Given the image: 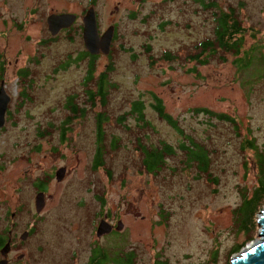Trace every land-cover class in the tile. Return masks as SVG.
Returning a JSON list of instances; mask_svg holds the SVG:
<instances>
[{"label": "rangeland", "instance_id": "374dc122", "mask_svg": "<svg viewBox=\"0 0 264 264\" xmlns=\"http://www.w3.org/2000/svg\"><path fill=\"white\" fill-rule=\"evenodd\" d=\"M203 1L0 0V84L5 79L11 98L8 125L0 134V201L7 196L15 210L24 205L17 231L37 230L28 248L33 264L37 242L44 249L40 264H70L80 253L74 264H86L97 243L108 257L101 264L114 263L121 248L135 253L133 264H232L247 245L263 240L258 221L264 202L248 234L239 233L248 216L238 220L235 211L258 187L257 153L264 155V0ZM91 7L100 34L114 26L115 36L110 54L94 61L93 83H85L91 60L80 59L86 52L83 17ZM232 8L244 29L242 53L215 46L214 54L195 59L201 53L197 46L215 39L217 16ZM52 12L78 16L56 40L47 25ZM248 52L252 57L245 60ZM103 73L115 87L105 107H93L87 92ZM71 96L83 117L67 110ZM155 98L183 135L158 115ZM135 101L144 104L141 121L130 114ZM100 113L106 117L104 164L93 170ZM212 113L233 118L237 127ZM39 128L49 135L36 137ZM189 140L210 149L217 183L195 166L186 168L182 154L168 158L156 175L144 169L140 143L178 148ZM245 141H253L257 152L243 149ZM61 167L68 169L66 183L55 187L50 180L53 198L36 214L31 183ZM15 182H25L24 201L11 196ZM105 216L115 225L121 219L125 227L98 239ZM250 234L253 239L235 252Z\"/></svg>", "mask_w": 264, "mask_h": 264}, {"label": "trees", "instance_id": "16d2710c", "mask_svg": "<svg viewBox=\"0 0 264 264\" xmlns=\"http://www.w3.org/2000/svg\"><path fill=\"white\" fill-rule=\"evenodd\" d=\"M202 2H204L202 0ZM211 6H214V4H211ZM234 9L232 8L229 13H222L217 16V26L215 30V39L214 40H208L203 43H201L199 46H197L198 49L201 50V53L195 57V59L200 58L204 56L205 54L211 55L214 54L215 46L218 49L225 50L229 53H234L236 56H239L242 53L244 44H243V34L244 29L240 26L239 21L237 19L236 14H234ZM85 57H88L90 61V70L88 73V76L85 78V83H93V77L95 74L94 61L98 58L97 56H92L88 54V52H85ZM246 59L250 60L252 57V54L248 52L246 54ZM84 57H80L82 59ZM165 58L167 60H170L171 57L169 54L165 55ZM264 59V58H263ZM244 60V61H245ZM243 62V61H242ZM202 63H205L202 61ZM244 69L249 68L247 66H243ZM108 87V88H106ZM115 87L114 84L111 83V81L107 77V73H103L99 78H97L95 82V88L88 90L87 97H88V103L96 107L98 106H106L107 96L109 93L110 88ZM97 98V99H96ZM98 102V103H97ZM66 108L70 111L71 114L79 115L80 117L84 116V109H81L80 111L78 108V105L76 104L75 97L71 96L68 98L66 102ZM153 108L157 111L158 115L170 123L173 127L177 128L178 131L183 135V130L179 129L177 127V123L173 118L165 112L164 106L159 98H155V104H153ZM130 114L137 115L138 119L141 121L144 118V104L142 101H135L133 103L132 110ZM213 114V113H212ZM216 118L223 119L224 121L233 123L236 127L237 124L233 118H230L226 115H217L213 114ZM75 117V116H74ZM73 117V118H74ZM123 119V117L121 118ZM67 123H69L71 120H66ZM106 121V117L103 113L98 114L97 117V145H98V151L96 154L95 162L93 163V170H97L101 166H103V157H104V147L102 145L103 141V131H102V124ZM121 121V120H120ZM63 130V129H62ZM65 140V139H64ZM63 140V141H64ZM118 139H114L112 143V148L115 149L117 146ZM203 150H202V148ZM250 148L254 149L257 152V146L254 145L253 141H245L243 144V149ZM198 149V150H196ZM138 151L142 155V163L144 169L149 174H158L160 171H163V169L166 167V163L168 158L176 156L177 154H182L185 156V165L186 168L195 166L198 171L204 174H208L209 180L211 182L217 183V178H211V154L210 149L206 147L205 144L196 142L194 140H189L188 143L182 142L178 148L175 146L162 142L161 146H147L140 143ZM258 154V168H259V183L258 187L255 189L253 195L251 198H248L247 195L244 196V202L243 204L235 211L238 220L242 219L245 216H248V222L244 223L239 233H246L248 234V230H250V223L252 221L253 227L255 226L254 222V216L256 212L259 210V208L262 206V203L264 202V155L260 152ZM260 201V203L257 205L256 201ZM103 204H105L103 202ZM252 227V230H253ZM242 244L238 245L237 250L235 252L241 251V249L248 244L249 241L253 239V236L250 234L246 238ZM104 258L108 259L106 251L104 252ZM135 259V253L133 251H126L124 248H121L119 251V254L115 256L114 263L112 264H133ZM108 262V261H107ZM161 264H167L166 262H160ZM159 263V264H160Z\"/></svg>", "mask_w": 264, "mask_h": 264}, {"label": "flooded vegetation", "instance_id": "af4514ba", "mask_svg": "<svg viewBox=\"0 0 264 264\" xmlns=\"http://www.w3.org/2000/svg\"><path fill=\"white\" fill-rule=\"evenodd\" d=\"M52 14L59 15V14H70V13L52 12L50 15H52ZM77 20H78V16H77ZM66 30H68V29L61 30L59 32V34L66 31ZM57 36H52L54 38L52 40H56ZM86 52H87V50H86ZM81 56L84 58H88V57H85L84 55H81ZM62 66H60V67H62ZM4 67L6 69V58H5V62H4ZM23 70L28 71V69H21L19 72H21ZM2 85H4V88H5V79L3 81H1L0 89H1ZM9 110H10V103L8 105V109H7V112L5 115V125L2 129H0V134H1L2 130L6 129V126L8 125L7 118H8V111ZM13 117H14V115H13ZM16 117L17 116L15 115V119H16ZM15 122H16L15 120L11 121L12 124ZM63 123L67 124V121H64ZM50 126L52 127V124H50ZM49 133L50 132L42 131L39 128L38 131H36V137L38 135V137L42 138L45 134L49 135ZM59 138L63 142V140L66 138V131L65 130L59 131ZM54 150H56V148H54ZM38 151H40V146H37V144H35L34 145V153H37ZM36 168H37V165H35V169ZM62 168L66 169V176H67L68 169L66 167H61L60 169H62ZM60 169H58V170L53 169L50 176L47 172H45L44 173L45 177L39 176L36 179V182L31 183V185H30L31 186V196L35 199V209H36V201H37V195L38 194H44L45 195V207L47 206L48 201L53 198V194L52 193L50 194V192H49V185L51 183L50 180L52 178H54L56 180V183L58 184V185L57 184L54 185L55 187L61 186V185L66 183L65 182L66 176L62 181L57 180V172ZM15 183L18 186L15 189L13 188V194L11 196L15 198L17 195L18 199L21 197V200L24 201L25 194H26L25 182H15ZM2 189H3V187L1 184L0 185V198L3 196V195H1V193L3 191ZM9 204L10 203L7 202V196H5L4 202L0 201V212L4 210L2 216H0V227L3 228V229H0V264H33L34 259H32V252L30 250H28V248L30 246L31 241L36 237L35 235H36L37 230L32 228L30 230L17 231V225H19L18 220L20 219V217H22L23 213L25 212L24 211L25 207L23 204H21V206L18 205L17 209L15 210V209H11ZM45 207H44V209H45ZM36 214H37V210H36ZM38 218L39 217H37V220H38ZM103 219H106V216ZM120 220L121 219H119L118 221H120ZM107 221L109 223H111V225H113V227H114L112 233L118 232L115 229L116 225L113 223L115 220H107ZM120 232H118V233H120ZM25 233H28L29 236L26 240H23L22 236ZM112 233H110V234H112ZM105 236H108V235H105ZM105 236H103L101 238H104ZM101 238H98V239H101ZM8 243H10L9 250H8L6 255H3V249L6 247V245ZM91 246L92 245H90V247ZM43 250L44 249H43L42 245L39 242H37V249H36V251H37V264H40V262H41L42 256L44 254ZM81 252H82V250H81ZM96 252H98V259L97 260L95 258ZM104 252H105V249L103 247H101L99 245V243H97L96 246L94 245V247L91 249V254H90L88 262L86 264H101V261L104 258ZM34 255H35V253H34ZM34 255H33V258H34ZM80 255H81V253L78 254V256L75 258V260H73V262H71V263L74 264L77 260H79ZM67 261H68V259H67ZM77 264H80V263H77Z\"/></svg>", "mask_w": 264, "mask_h": 264}, {"label": "water", "instance_id": "95a60500", "mask_svg": "<svg viewBox=\"0 0 264 264\" xmlns=\"http://www.w3.org/2000/svg\"><path fill=\"white\" fill-rule=\"evenodd\" d=\"M77 22V15L75 14H52L47 18L48 30L52 36H57L61 30L71 28ZM115 36V27L111 26L102 35L99 31V23L95 7H91L86 15L83 17V41L87 52L92 56H98L101 53L109 55L111 52L112 42ZM11 101L10 96L6 93L4 85L0 89V129L5 125V115L8 105ZM66 176V169L62 168L57 172V180L62 181ZM45 207V195L38 194L36 201L37 214H40ZM258 224L262 229L261 237L263 240L256 246L252 243L247 245L245 251L234 261L232 264H264V211L262 217L259 219ZM125 225L122 220L116 224V231L120 232L124 229ZM113 225L106 219L100 220L96 236L101 238L109 235L113 231ZM29 234L25 233L22 236L23 240L28 238ZM10 247V243L3 249V255H6Z\"/></svg>", "mask_w": 264, "mask_h": 264}, {"label": "bare ground", "instance_id": "6f19581e", "mask_svg": "<svg viewBox=\"0 0 264 264\" xmlns=\"http://www.w3.org/2000/svg\"><path fill=\"white\" fill-rule=\"evenodd\" d=\"M261 241H262V240H261ZM259 243H260V242H257V244H259ZM257 244H256V245H257ZM256 245H255V241L252 242V246H256ZM245 250H246V249H244V251H245Z\"/></svg>", "mask_w": 264, "mask_h": 264}]
</instances>
